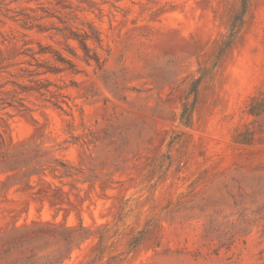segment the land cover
I'll use <instances>...</instances> for the list:
<instances>
[{"label": "rangeland", "instance_id": "obj_1", "mask_svg": "<svg viewBox=\"0 0 264 264\" xmlns=\"http://www.w3.org/2000/svg\"><path fill=\"white\" fill-rule=\"evenodd\" d=\"M21 13L92 25L101 66L70 54L83 52L58 18L38 20L40 34ZM41 49L81 71L46 76L57 98L20 86L21 53ZM81 221L93 236L68 248ZM42 226L4 252L14 230ZM30 252L38 264H264V0L244 14L240 0H0V264Z\"/></svg>", "mask_w": 264, "mask_h": 264}, {"label": "trees", "instance_id": "obj_2", "mask_svg": "<svg viewBox=\"0 0 264 264\" xmlns=\"http://www.w3.org/2000/svg\"><path fill=\"white\" fill-rule=\"evenodd\" d=\"M242 4V13L244 14L248 7V0H240ZM44 12H46L44 10ZM45 18H58L60 22L65 24V27L62 32V36L66 40V43L69 41H74L78 44V48L83 52V54H79L67 44L68 51L75 58L84 61L88 65L95 62L96 65L101 66V59L95 51H93L90 47L89 42L94 41L98 44L101 43L100 34L98 31L92 26L89 25V31H80L75 30L70 24L66 21H62L60 16L48 14L45 16L34 17L28 13H21L13 17V19L20 23L21 26L28 31L36 30L40 34H44L48 32V28L44 24H40L37 21L43 20ZM24 56L30 58V60H26L24 63H27L31 68H23L22 74L20 78H28L31 85H20L23 92H37L41 96H46V92L52 95V98H57V95L54 91L50 90V86L52 85L46 76L49 73L59 74L70 72L72 74H80L81 71L78 69L77 65L65 57L62 53H49L45 49H41L35 53H21ZM55 60L57 63L61 65L50 67L42 66V64H49L50 61ZM33 84V85H32ZM198 89V81L195 83L193 88V93L196 95ZM193 105L189 107H185L181 120L184 124L190 125V120L192 117ZM67 231L71 234L72 237L65 239L66 246L71 248L72 246L80 245L83 242H86L92 238L91 230L86 228L81 221L80 226L78 228H67ZM48 234V229L45 227H41L39 229H29V230H14L11 234L8 235L6 242L7 247L4 249L6 254H11L13 251H18L19 248L23 245H27L31 242L37 240V236ZM103 239H99V243L102 245ZM20 246V247H19ZM24 254L23 252H21ZM25 264H38L39 258L33 252L26 255Z\"/></svg>", "mask_w": 264, "mask_h": 264}]
</instances>
